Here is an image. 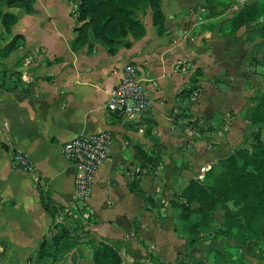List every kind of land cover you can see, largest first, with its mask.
<instances>
[{
	"label": "crops",
	"instance_id": "1",
	"mask_svg": "<svg viewBox=\"0 0 264 264\" xmlns=\"http://www.w3.org/2000/svg\"><path fill=\"white\" fill-rule=\"evenodd\" d=\"M253 1L161 0L163 33L148 13L145 35L123 39L128 44L116 52L98 42L90 52L87 44L72 49L79 22L69 0H33L31 12L2 6L16 21L5 32L0 20V48L16 34L24 40L7 56L0 52V264L49 261L36 258L53 229L43 199L74 208L80 218L90 211L91 233L115 244L127 264H187L190 255L206 259L204 244H187L178 210L168 201L204 173L205 164L226 154L231 134L241 136L247 128L241 117L249 97L246 84L256 81L258 69L249 71L246 52L264 49V37L255 23L228 31L230 19ZM257 23L264 24V13ZM126 64L136 67L149 98L147 107L131 116L106 107ZM196 68L202 71L199 91L182 97ZM182 111L184 119L204 121L208 129L184 126ZM220 127L230 130L212 141ZM104 130L113 134L108 159L87 196L77 200L78 170L62 145L78 134ZM15 152L27 156L29 168L14 164ZM135 182L154 206L131 189Z\"/></svg>",
	"mask_w": 264,
	"mask_h": 264
},
{
	"label": "trees",
	"instance_id": "2",
	"mask_svg": "<svg viewBox=\"0 0 264 264\" xmlns=\"http://www.w3.org/2000/svg\"><path fill=\"white\" fill-rule=\"evenodd\" d=\"M75 4L71 14L79 24L74 28L75 36L71 47L78 50L87 44L90 52L94 42L106 47L108 52H116L121 45H127L123 39L131 36L139 39L145 35L144 17L151 13L153 25L157 33L165 29V17L161 0H69ZM21 7L27 12L33 9V0H0V20L4 31L8 32L15 23L13 13L4 11L2 6ZM264 13V0H254L244 3L238 12L230 19L228 34H233L243 25L255 23V30L264 37V24L257 20ZM23 36L14 35L0 48L2 56L23 45ZM202 74L200 68L193 72L190 84L181 90L182 97H189L200 86L198 77ZM256 97V96H255ZM256 105L250 119L264 123V93L256 97ZM259 139V133H255ZM259 142V141H258ZM218 170L215 171V166ZM212 166V165H211ZM204 181L190 179L179 194L183 201L171 199L169 205L180 208L179 218L185 223L181 231L186 237L189 247L202 243L207 251L206 260H197L196 264H232L237 261L225 253L219 254L214 249L213 240L224 234L226 238L248 242L264 239V143L256 144V150L246 152L238 149L232 154L217 160L208 172ZM148 203L155 205L153 199L144 196L136 182L131 185ZM44 206L52 217V228L57 232L51 236V241H43L36 252V258L42 260L64 255L75 246V240L68 236L64 224L56 220L58 208L44 201ZM196 204V206H194ZM222 210V225L214 228L216 210ZM83 212V210H80ZM90 260L92 264H126L119 248L108 241L91 236ZM264 250V249H263Z\"/></svg>",
	"mask_w": 264,
	"mask_h": 264
},
{
	"label": "rangeland",
	"instance_id": "3",
	"mask_svg": "<svg viewBox=\"0 0 264 264\" xmlns=\"http://www.w3.org/2000/svg\"><path fill=\"white\" fill-rule=\"evenodd\" d=\"M246 66L249 68L250 72H252L254 69H258V72H255V74L258 75V77L256 76V81H254L252 84L250 82L246 84L249 89V97L247 103L242 109L241 117L246 121L245 124H247V128L245 130H242L241 136L238 135V137H235L234 133L233 135L231 134V136H229L231 140L230 149L227 150L226 154L223 157L232 154L238 149H242L248 153L253 152L256 150V144H258L259 142L264 143V123L254 122L250 119L252 111L256 105V102L253 99H255L256 97L258 98V96H261L264 93V49H262L261 51L258 50L256 52H246ZM198 91L199 90H197V92ZM226 113H228V118H231L233 116V112L228 111V109L226 110ZM185 115L186 114H184V111H182V114L180 113L181 117H184ZM183 117V125L186 127H194V129L197 131L207 130L209 127L204 121L196 124L195 119L193 121H188ZM221 130L222 132L223 130H226V132L224 133L227 134L230 129L228 130V128L226 127H224V129L222 127L217 128L215 130V134L213 135V137H211L212 141H215V135L221 134ZM257 132L259 133V139H256L255 137V133ZM221 158H218V160H220ZM216 162H213L211 165L213 166ZM211 167L208 170H210ZM214 168V172H216L218 170V165L216 164ZM208 170H204V173H201L200 170L198 174H196L195 179L203 182L205 173L208 172ZM200 174L202 175L199 177ZM186 184H184L182 188H180V190L174 192L171 198L174 200L183 201V198H180L179 194L186 186ZM194 206H196V204ZM174 208L178 210V219L181 222V226H184L185 223L179 218L180 208L177 206ZM74 212L75 211H73L71 208H58L57 221L65 225L68 230V236L72 237L75 240V246L64 255L57 256L54 260L49 258V261H47L46 264H92L90 260V240L91 236L95 235L91 233L89 226L91 225V221H93V217L90 211L84 212V217L82 218H80L75 214L76 212ZM222 213L223 211L220 209L214 212L215 218L212 222L214 228H218L222 225ZM54 232H57L55 228L51 230L50 236L47 240L48 242L51 241V236L54 234ZM213 244L214 249L219 254L224 255L225 253H227L231 255L234 260L237 259V261L232 264H264V239L258 241V243L255 241L240 242L231 237L226 238L224 234H219L213 240ZM184 262H186L187 264H196L197 260H195L190 255V257H186L184 259Z\"/></svg>",
	"mask_w": 264,
	"mask_h": 264
},
{
	"label": "built area",
	"instance_id": "4",
	"mask_svg": "<svg viewBox=\"0 0 264 264\" xmlns=\"http://www.w3.org/2000/svg\"><path fill=\"white\" fill-rule=\"evenodd\" d=\"M149 103L145 84L139 79L137 69L131 64L123 66L118 83L112 88L106 107L109 111L131 116L143 111ZM113 140L110 131L78 134L65 141L62 145L63 155L77 168L74 180V190L77 200H83L91 189L93 179L99 167L108 159L109 147ZM14 164L27 169L30 162L22 152L12 156ZM211 163L205 164L203 170H208ZM202 174L199 175V177ZM73 211H76L73 208Z\"/></svg>",
	"mask_w": 264,
	"mask_h": 264
},
{
	"label": "water",
	"instance_id": "5",
	"mask_svg": "<svg viewBox=\"0 0 264 264\" xmlns=\"http://www.w3.org/2000/svg\"><path fill=\"white\" fill-rule=\"evenodd\" d=\"M171 212H172V208H171V207H169V208H168V210H167V213H168V215H170V214H171Z\"/></svg>",
	"mask_w": 264,
	"mask_h": 264
}]
</instances>
